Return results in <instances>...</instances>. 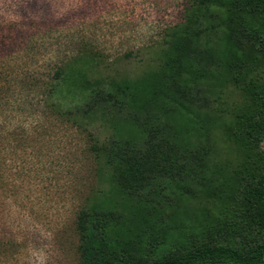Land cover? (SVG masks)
Instances as JSON below:
<instances>
[{"label": "trees", "instance_id": "1", "mask_svg": "<svg viewBox=\"0 0 264 264\" xmlns=\"http://www.w3.org/2000/svg\"><path fill=\"white\" fill-rule=\"evenodd\" d=\"M85 48L48 92L91 141L81 264H264V0H188L134 77Z\"/></svg>", "mask_w": 264, "mask_h": 264}, {"label": "rangeland", "instance_id": "2", "mask_svg": "<svg viewBox=\"0 0 264 264\" xmlns=\"http://www.w3.org/2000/svg\"><path fill=\"white\" fill-rule=\"evenodd\" d=\"M187 2L0 0V264H81L75 225L95 187L91 141L51 107L49 86L84 46L115 77L141 74ZM210 231L202 239L215 243Z\"/></svg>", "mask_w": 264, "mask_h": 264}]
</instances>
